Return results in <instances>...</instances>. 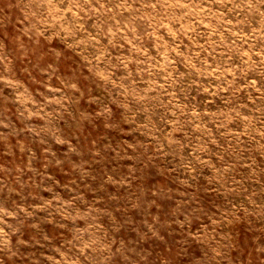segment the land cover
<instances>
[{"label":"rangeland","instance_id":"rangeland-1","mask_svg":"<svg viewBox=\"0 0 264 264\" xmlns=\"http://www.w3.org/2000/svg\"><path fill=\"white\" fill-rule=\"evenodd\" d=\"M26 4L0 0L5 39L29 26ZM62 15L58 23L67 29L75 19L80 29L67 55L56 50L50 72L6 77L0 89L2 196L5 206L27 208L24 239L42 264H63L74 231L121 248L146 244L159 256L184 237L199 243L213 225L238 227L245 210H264L259 17L240 0H90ZM101 95L137 104L144 131L110 135L119 125L97 124L99 109L89 107ZM61 202L78 229L67 227ZM225 213L231 223L221 225ZM174 260L185 264L179 250Z\"/></svg>","mask_w":264,"mask_h":264},{"label":"clouds","instance_id":"clouds-1","mask_svg":"<svg viewBox=\"0 0 264 264\" xmlns=\"http://www.w3.org/2000/svg\"><path fill=\"white\" fill-rule=\"evenodd\" d=\"M173 2L179 4L180 0ZM233 2L234 0H208L209 4ZM89 3L90 0H27L26 7L30 10V18L26 17L29 20L27 29L22 34L9 32L7 39L0 33V89L9 82L6 77L27 81L28 77L21 76V72L30 75L50 72L55 51L60 50L67 55L65 51L67 44L74 43L79 38L80 29L75 19L67 29L65 27L68 25L67 20L63 24L58 23V20L63 19L62 10L71 11L73 8L82 10L83 6ZM240 5L246 9L249 17L252 19L259 17L260 21L264 22V11L261 10L264 9V0H240ZM39 78L43 79L42 76ZM127 103H129L127 98L119 100L118 97L109 98L101 95L95 107H89L92 112L99 109V115L95 120L97 124L108 129L113 125H119L109 133L110 135L119 132L121 128L134 129L135 133L144 131L138 127V122L144 119L142 115H137L138 105L132 104L131 108H126ZM117 104L120 106L117 107ZM2 123L0 120V124ZM153 137L156 146L159 147L160 140L155 138L154 132ZM162 155L161 152L153 154L157 165L164 162L160 159ZM149 165L151 167V161ZM152 171L155 169L152 168ZM0 172L6 173L7 170L0 167ZM6 187L4 181L0 180V264H42L38 255L39 249L34 247L33 241L24 239L25 220L29 212L19 204L15 207L10 203L5 206L2 193ZM9 191L15 189L10 188ZM70 207L71 205H63L61 202L64 220L73 221L67 227L75 230L79 226L76 225L72 212L65 211ZM228 215L225 213L220 217L221 225L231 223L227 220ZM243 215L246 218L245 223L238 227L225 229L221 226L217 232V226L213 225L212 231L205 233L204 236L198 233L199 243L184 237L186 243L173 244L171 251L159 256L156 255L155 249H152L151 253L146 252V244L137 243L121 248L119 241L115 244L111 240L98 242L92 235H82L79 231H74L71 240L67 238L65 240L62 261L63 264H161L167 260L169 264H175L174 256L179 250L184 255L185 264H196L197 261L200 264H264V210L253 213L245 210ZM31 227L38 226L33 224ZM225 231H230L233 235L220 236L219 233ZM54 264L60 262L54 260Z\"/></svg>","mask_w":264,"mask_h":264}]
</instances>
